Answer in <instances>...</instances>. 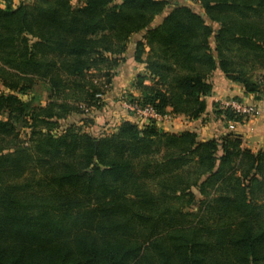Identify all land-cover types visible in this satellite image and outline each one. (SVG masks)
<instances>
[{"label": "trees", "instance_id": "obj_1", "mask_svg": "<svg viewBox=\"0 0 264 264\" xmlns=\"http://www.w3.org/2000/svg\"><path fill=\"white\" fill-rule=\"evenodd\" d=\"M76 1L0 0V264H264V149L85 129L133 44L132 104L197 121L216 71L260 99L264 0Z\"/></svg>", "mask_w": 264, "mask_h": 264}, {"label": "crops", "instance_id": "obj_2", "mask_svg": "<svg viewBox=\"0 0 264 264\" xmlns=\"http://www.w3.org/2000/svg\"><path fill=\"white\" fill-rule=\"evenodd\" d=\"M14 4L17 5L19 3L14 0ZM133 46L134 44L130 48L127 62L117 71L114 84L108 92V98L106 99L109 105L108 115L104 113L97 115L95 117V125L90 128V131L108 130L113 122L115 125L109 131H115L120 125L122 120L116 118L120 116L114 115L116 112H111L115 108L114 104H120L121 99L118 97L119 94L132 88L136 75L144 71V65L136 64L131 58L132 51L134 50ZM210 82L213 85V92L207 98V113L197 121H190L183 116H171V119L167 122L166 131L172 133H180L187 130L194 131L203 141L213 139L228 131L239 135L242 139L243 147L250 149L254 153L264 149V94L260 99H256L254 95L247 94L242 85L231 81L220 71H216L213 74ZM225 99H242L253 103L258 107L259 114L244 117L240 122L222 121L215 115V112L217 111L216 105L218 102ZM122 116L123 121L129 120L135 122L126 112Z\"/></svg>", "mask_w": 264, "mask_h": 264}, {"label": "built area", "instance_id": "obj_3", "mask_svg": "<svg viewBox=\"0 0 264 264\" xmlns=\"http://www.w3.org/2000/svg\"><path fill=\"white\" fill-rule=\"evenodd\" d=\"M120 105L122 109L134 119L140 127L150 124L157 125L158 128L166 131L167 122L171 119L172 115H161L153 107H141L137 104H132L127 100H121ZM219 110H231L237 116L251 117L259 114L258 107L246 100L225 99L218 102Z\"/></svg>", "mask_w": 264, "mask_h": 264}, {"label": "rangeland", "instance_id": "obj_4", "mask_svg": "<svg viewBox=\"0 0 264 264\" xmlns=\"http://www.w3.org/2000/svg\"><path fill=\"white\" fill-rule=\"evenodd\" d=\"M17 1V3H19L20 1H22V0H16ZM23 1H25V2H29L30 0H23ZM117 1H119V0H117ZM172 1H178V2H180L181 4H187V5H191L194 9H196V10H201L200 9V7H199V5L198 4H195V3H192V2H189L188 0H172ZM75 5L76 4H78L77 3V1L76 0H74V2H73ZM130 91H132V88H129L128 90H125V91H122L120 94H119V99H121V100H124L125 99V97L127 96V95H129V93H130ZM34 93H35V95H42L43 96V98H45L46 97V95H47V92H46V90H45V88L43 87V86H41V85H38L36 88H35V90H34ZM107 95H108V93L105 95V99H107L108 97H107ZM114 109L111 111L112 113L113 112H116L114 115H119L120 117H116L117 119H121L122 121H123V114H125V111L122 109V107H121V105L120 104H114ZM108 113H109V110L108 111H106V115H108ZM123 113V114H122ZM118 120V121H119ZM75 120L74 119H70L69 120V122L68 123H72V122H74ZM121 121V122H122ZM76 122H78V121H76ZM114 123V122H113ZM111 124L112 126L111 127H113V125H115V123L114 124ZM66 125V123H64V126ZM110 127V128H111ZM90 128L91 127H87V128H85L86 129V131H90ZM105 128V127H104ZM110 128H108V130H106V131H103V132H105V133H107V134H109V133H111V132H113V131H109L110 130ZM101 131V130H100ZM30 133H31V130L30 129H23L22 131H21V138H22V140H27L28 138H29V135H30Z\"/></svg>", "mask_w": 264, "mask_h": 264}]
</instances>
